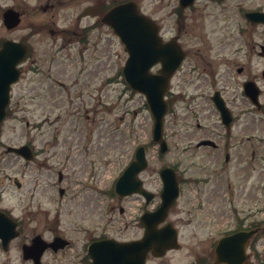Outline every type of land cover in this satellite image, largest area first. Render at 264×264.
Wrapping results in <instances>:
<instances>
[{
	"label": "rangeland",
	"instance_id": "1",
	"mask_svg": "<svg viewBox=\"0 0 264 264\" xmlns=\"http://www.w3.org/2000/svg\"><path fill=\"white\" fill-rule=\"evenodd\" d=\"M134 1L145 14L157 21L164 39L176 36L180 29L181 37L192 53H197V48H204L205 52L211 49L209 54L216 59L231 54V83L227 85L231 100L240 98L242 82L248 76H255L263 88L264 102V60L256 56L258 46L252 49L258 41L257 33L249 30L237 10L238 6L259 4L264 0H230L220 6L198 2L193 9L182 11L181 15L177 13L178 0ZM85 7L86 0H0V43L5 39L19 41L26 37L25 40L34 46V53L42 54L45 59V69L68 76L60 78L61 81L56 84L59 105L56 103V113H52L55 119L53 124L45 127V141L39 136L41 129L38 128L41 120L37 104L38 78L30 77L34 75L30 73L29 76H23L14 88L13 101L0 133V142L5 146L0 144V204L11 206L18 204L22 198L31 204L30 212L25 216L29 220L24 222L26 237L17 240L8 251L0 243V264H31L23 259L21 243L29 242L33 232L42 234L48 241L56 234L71 240L72 247L67 250L69 255L85 249L88 241L86 229L95 222L105 227L104 231L108 235L124 238L136 235L132 226L125 231V224L131 223L133 211L138 205L132 200L122 201L111 193L118 174L128 165L133 152L139 146L151 143L153 118L145 98L133 92L124 81L122 70L128 55L115 33L102 28L100 34L103 41L100 43L98 36L97 39H91L89 44L84 42L83 36L73 35L72 32L79 33L75 23L80 21L79 15ZM9 8L26 14L21 26L12 31H8L3 22V13ZM85 23L84 19L80 26ZM38 24H41V29L36 31ZM51 30L56 31L57 35H52ZM61 30L69 32L66 39L62 38ZM70 38V44L65 45ZM263 42L260 41L261 44ZM81 50L84 58L80 63ZM252 53L255 56L249 62L246 56ZM71 59L75 60L73 63L77 67H73ZM260 61L261 66H257ZM78 65L89 74L86 90L83 83L81 90L76 85ZM250 65L252 68L246 73H237V68ZM219 68L215 69H224L223 65ZM80 94L87 95L84 106L81 102L85 97L82 95L78 100ZM203 104L207 111V103ZM46 113L50 114V109ZM57 114L61 117L60 121L56 120ZM68 114L75 115L70 116L65 124L62 123ZM254 118L255 133L264 142V114L256 113ZM200 120L205 124L208 117ZM170 129L173 128L165 131L166 136L171 133ZM58 130L61 133L56 136ZM53 137L56 143L50 151L39 155L30 164L6 152L7 146L19 147L29 140L35 149H44L52 143ZM260 150L264 159V143L260 145ZM53 155L54 158L48 162L51 169L45 171L47 169H42L39 163L43 158L51 159ZM147 155L150 165L156 170L175 160L184 165H191L192 161L196 163L198 160L196 157L180 156L176 150L162 158L159 148L154 145L148 146ZM59 172L65 176L63 183L58 181ZM8 176H11V181L7 179ZM16 178L23 183L22 191L13 185ZM38 183L40 188L35 198L30 199L28 192ZM60 188L67 192L61 195ZM23 205L24 202L15 211L18 217L25 215ZM122 208L126 211L125 215L120 214ZM111 219L113 221L109 222ZM261 255L264 261V250ZM180 256L178 253L165 262L180 263ZM43 261L44 264H74L69 258L60 261L51 251H47Z\"/></svg>",
	"mask_w": 264,
	"mask_h": 264
},
{
	"label": "flooded vegetation",
	"instance_id": "2",
	"mask_svg": "<svg viewBox=\"0 0 264 264\" xmlns=\"http://www.w3.org/2000/svg\"><path fill=\"white\" fill-rule=\"evenodd\" d=\"M228 1L230 0H197L196 3L206 2L220 6L225 5ZM123 2L124 0H86V7L79 15L80 21L75 23V26L79 28V33L72 32L73 35L83 36V40L87 44L90 43L91 39H97L99 36L101 43L103 39L100 30L110 28L103 22V17L112 7ZM195 4L189 9L178 8L177 13L181 15L182 11L191 10L195 7ZM237 10L249 30L257 33L258 41L252 49L258 46L260 51V48L264 45L260 43V41H264V23H253L247 14L264 13V2L238 6ZM19 12L23 22L26 14L24 11ZM84 19L86 23L81 27L80 24ZM35 29L36 31L40 30L41 24H38ZM178 30L179 33L176 36L165 40V42L179 43L186 51L185 60L172 77L167 93L169 107L165 131H168L169 128L173 129H170L169 136L165 135V140L168 143L169 152L176 150L178 155L181 154L180 156L196 157L198 160L196 163L192 161L191 165H184L181 161L175 160L172 164L161 165L157 170L149 163L146 170L138 176V179L141 180L140 192L131 196L118 197L122 201L129 202V200H132L138 205L133 211L131 223L127 222L125 224V231H128L132 226L136 230V235L131 238L108 235L104 231L105 227H100L95 222L86 229L88 241H86L85 249H83L85 251L83 255V251H74L72 255L67 253V250L72 247V242L69 239H67L69 245L66 248L57 252L51 251L60 261L63 258H69L72 259L74 264H91L92 257L89 254V245L93 242L105 239H116L121 242L140 240L146 231L142 221L143 216L146 213L157 211L163 203L164 182L162 172L164 169L170 168L177 180L178 194L177 199L168 211L165 222L160 224L158 228L171 224L177 230L181 246L177 250L167 251L164 256L159 258L149 252L146 264H168L165 262L167 258H173L177 252L183 250L187 255L185 261L180 264H219L217 263L216 249L220 240L231 237L232 234L238 232L251 233L246 246V252L250 255L249 261L254 264H264L261 255L264 250V164H262L264 159L260 154V145L264 142L255 133L256 120L254 118L256 113L261 112L264 114L263 88L257 77L248 76L241 84L240 98L231 100L230 92L227 90V85L231 83V54L216 59L209 54L211 49L205 52L204 48H197L198 52L192 53L188 48V44L181 37L182 30ZM59 32L63 39L69 36V32L66 30ZM51 34L57 35V32L51 30ZM80 36L78 39L81 41ZM25 39L19 40L29 45L28 55L19 64L21 70L20 81L23 76H29L30 73L34 74L30 77L38 78L37 104L41 112L38 128L41 129L39 136L45 141L47 137V128L45 129V127L53 124L55 119L52 113L55 115L56 103L59 105L58 99L56 100V84L68 76H63L55 70L45 69L47 65H44L45 59L42 54L34 53V46L29 43V40L26 41ZM68 41L69 43L65 45L70 44L71 38ZM252 41H254L253 38ZM259 51L256 56L258 59L264 60ZM253 56H255V53L246 56L247 61L252 62ZM83 58V50H81L80 63ZM71 61L73 67H77L73 63L75 60L71 59ZM221 65L224 67L223 71H217L215 68H219ZM258 65L261 66V61L257 62ZM159 68L160 65L156 66L154 71L157 72ZM251 68L252 65L241 66L237 68V73H246ZM77 71L79 75L76 85L81 90L83 83L84 90H86L88 88V71L86 69L82 70L81 65H78ZM262 77L264 78V70H262ZM248 82L254 83L256 90L251 87L246 91L248 96L253 93L257 94L255 102L245 94L244 86ZM82 95L85 97L84 101L81 102L84 106L87 95L80 94L78 100L81 99ZM74 103L77 105L76 102ZM203 103H207V111ZM218 104L225 106L226 111L224 113L220 110ZM47 109H50V114L46 113ZM72 115L75 114H68L62 123L65 124ZM205 116L208 117V122L203 124L200 119ZM56 120H61L59 114L56 115ZM60 133L61 131L58 130L56 136H59ZM54 139L55 137L52 138V143L47 144L44 149L37 151V155L34 154L36 157L34 160L39 155L50 151L56 143ZM25 145H29L35 153L33 142L29 140ZM165 155L163 154L161 157L163 158ZM54 156L51 159L43 158V161L39 163L40 167L44 170L47 169L45 171H49L51 168L48 162ZM123 172H120L119 177ZM60 174L62 178L59 183H63L65 176L63 173ZM155 175H157L156 178ZM7 178L10 181L12 179L11 176ZM38 182L40 183V181ZM39 183L28 192L30 199L35 198L40 188ZM13 185L19 191L23 190L22 182L14 180ZM61 190L63 191L61 192ZM66 192V189L60 188L61 195ZM23 202L22 208L25 215L18 217L15 211L21 208ZM29 204L31 203L27 202L25 198H22L18 204L11 206L2 207L0 204V209L18 223L20 232V236L10 243L9 249L17 240L26 237L24 235V222L29 220L25 217L26 213L30 212ZM125 212L123 208L120 210L121 215H125ZM111 221L113 219L109 222ZM38 235L43 237L42 234H34L33 232L29 242L21 243V249L24 245L30 244L32 239ZM56 237L65 238L56 234L52 240ZM43 259L41 264H44ZM27 262L34 264L33 261Z\"/></svg>",
	"mask_w": 264,
	"mask_h": 264
},
{
	"label": "water",
	"instance_id": "3",
	"mask_svg": "<svg viewBox=\"0 0 264 264\" xmlns=\"http://www.w3.org/2000/svg\"><path fill=\"white\" fill-rule=\"evenodd\" d=\"M195 0H180L181 7H188ZM250 17L257 22H264V14L251 13ZM8 28H13L20 23L19 14L8 11L5 14ZM104 21L114 28L115 33L120 37L121 42L129 57L123 68V74L128 85L135 91L145 95L150 112L154 118L153 141L161 145V153L168 150L167 143L163 138L164 118L167 113L168 104L165 95L169 82L175 71L184 59V52L178 44H165L159 35V27L154 21L142 15L133 1L118 5L111 9L105 16ZM28 52V47L22 43L7 41L0 50V123L5 118L6 107L10 101V91L12 84L19 79L20 72L17 64L24 59ZM161 64L162 67L157 73H152L151 69ZM30 159L26 147L21 149L9 148ZM147 165L145 148L140 147L136 160L126 169L122 179L116 184V193L125 195L140 190V182L135 180L136 175ZM163 179L167 192H172L173 182L167 176V171L163 172ZM169 203L144 221L147 225V232L141 241L132 243H118L115 241H105L94 245V264H145L146 255L153 250L160 256L167 249L175 244V237L170 234L169 228L156 230L152 224L157 225L165 218L166 208ZM4 223L9 226V231L4 229ZM15 224L0 212V238L4 247L11 239L17 236ZM223 240L220 246L226 244ZM67 243L62 239H56L52 243L45 242L40 236L33 240L31 246H24L26 259H33L35 264L41 263L43 253L50 247L57 251L64 248ZM220 248H218L219 250ZM220 255V253H219ZM223 260L228 262L226 254L223 253ZM231 263H234L232 258Z\"/></svg>",
	"mask_w": 264,
	"mask_h": 264
}]
</instances>
